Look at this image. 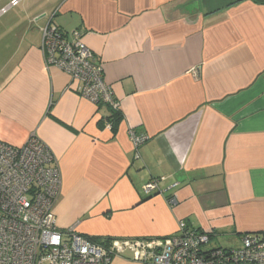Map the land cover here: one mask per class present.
Segmentation results:
<instances>
[{"label":"crops","instance_id":"obj_1","mask_svg":"<svg viewBox=\"0 0 264 264\" xmlns=\"http://www.w3.org/2000/svg\"><path fill=\"white\" fill-rule=\"evenodd\" d=\"M11 1L0 0V10ZM48 24L78 30L101 64L123 114L114 135L106 106L45 67ZM130 131L147 141L135 148ZM31 134L60 173L61 230L160 240L184 222L220 243L264 237V5L21 0L0 15V140L21 146ZM108 264L141 263L125 251Z\"/></svg>","mask_w":264,"mask_h":264},{"label":"built area","instance_id":"obj_2","mask_svg":"<svg viewBox=\"0 0 264 264\" xmlns=\"http://www.w3.org/2000/svg\"><path fill=\"white\" fill-rule=\"evenodd\" d=\"M12 0L0 15L18 5ZM46 68L55 67L77 83L79 96L98 106L116 109L118 103L102 78L101 64L82 42L78 30L65 32L52 24L41 30ZM110 129V124L105 123ZM135 148L147 141L130 131ZM164 178L142 187L144 195L158 190ZM61 186L60 173L50 149L34 134L21 146L0 140V264H108L129 251L141 264H264V237L243 234L230 247L211 246V231L178 230L164 239L111 240L97 244L75 232L61 230L53 211Z\"/></svg>","mask_w":264,"mask_h":264},{"label":"trees","instance_id":"obj_3","mask_svg":"<svg viewBox=\"0 0 264 264\" xmlns=\"http://www.w3.org/2000/svg\"><path fill=\"white\" fill-rule=\"evenodd\" d=\"M251 1L258 3V4H261V5H264V0H251ZM98 106H101V105H98ZM109 111H110V115L107 117V119L105 121L110 124V131L114 135L117 131L119 123L121 122V120L123 118V114L120 111L119 107H117L116 109H109ZM151 194H153V193H151ZM151 194H150V196L149 195H146V196L151 197L152 196ZM198 230L200 231V229H198ZM241 235H243V234H241ZM83 237H85V236H83ZM85 238L94 242V243L105 244V245L107 243H109L111 240H113V238H110V237H105V238L85 237Z\"/></svg>","mask_w":264,"mask_h":264},{"label":"rangeland","instance_id":"obj_4","mask_svg":"<svg viewBox=\"0 0 264 264\" xmlns=\"http://www.w3.org/2000/svg\"><path fill=\"white\" fill-rule=\"evenodd\" d=\"M238 239H236L235 241H228L226 243H220V242H217V241H211V246H214V247H230V246H235L238 244ZM216 242V243H215Z\"/></svg>","mask_w":264,"mask_h":264}]
</instances>
